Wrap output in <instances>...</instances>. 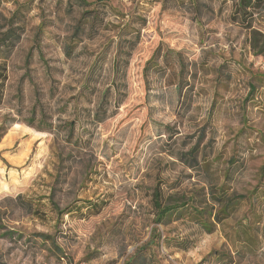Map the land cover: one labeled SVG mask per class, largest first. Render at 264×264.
I'll return each instance as SVG.
<instances>
[{
	"label": "rangeland",
	"instance_id": "rangeland-1",
	"mask_svg": "<svg viewBox=\"0 0 264 264\" xmlns=\"http://www.w3.org/2000/svg\"><path fill=\"white\" fill-rule=\"evenodd\" d=\"M239 3L0 0V264H264V0Z\"/></svg>",
	"mask_w": 264,
	"mask_h": 264
},
{
	"label": "trees",
	"instance_id": "trees-1",
	"mask_svg": "<svg viewBox=\"0 0 264 264\" xmlns=\"http://www.w3.org/2000/svg\"><path fill=\"white\" fill-rule=\"evenodd\" d=\"M252 1L253 0H240V3H239V7L241 10L244 11V13L247 14V10L249 8H252ZM256 1V0H255ZM248 29H251V27H248ZM254 35L257 34L256 31H253ZM255 37V36H254ZM253 48L255 49L256 48V45L253 46ZM262 54V53H260ZM0 68H1V72H0V103L1 101L3 100V95H4V86H5V81H6V76L3 74V71L5 70V67H2L0 65ZM259 78H260V82H263L264 80V75H259ZM264 86V85H262ZM255 87H252V89H254ZM195 151L192 150L191 153H193ZM205 160V159H204ZM195 161L197 162V159L195 158ZM199 164V162H197ZM205 162H203L204 164ZM222 189L220 190V194L218 195V193H216V191L214 189L211 190V195H212V198H213V202H214V210L216 209V213L215 215L214 214H209V216H215V219L217 220L218 223H220L222 220L224 219H227L229 217H231L235 212H236V206H238V202L235 203L234 199L232 200H228L227 198V193L226 191H224V183H222ZM154 206H155V209L157 211V217L159 219V222L161 223L163 221V219L165 217H167L169 214H172L173 210L175 208H178L177 206L176 207H173V206H163L162 204V200H161V194L160 193H156L155 196H154ZM55 209H58V206H55ZM238 209V208H237ZM68 212H65V214H67ZM204 213H205V210H198V209H195V214H193V217L194 219L196 220V222H198L199 224H202V226H204V228H207L206 230L208 232H213L214 230V227H207V221H205L204 219ZM240 234L242 235H245L246 237L248 236L247 232L244 231V232H241ZM248 238V237H247ZM248 240V239H247ZM132 261H128L127 263L125 264H132ZM138 264H146V263H138Z\"/></svg>",
	"mask_w": 264,
	"mask_h": 264
}]
</instances>
